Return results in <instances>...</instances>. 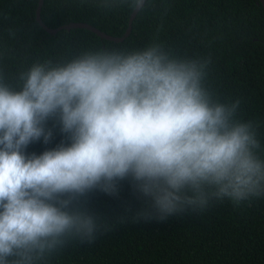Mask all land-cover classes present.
Listing matches in <instances>:
<instances>
[{
  "label": "clouds",
  "instance_id": "clouds-1",
  "mask_svg": "<svg viewBox=\"0 0 264 264\" xmlns=\"http://www.w3.org/2000/svg\"><path fill=\"white\" fill-rule=\"evenodd\" d=\"M210 63L151 42L36 60L15 84L0 70V264H49L112 222H166L264 196L255 123L209 86ZM49 120L69 143L26 155L52 138ZM125 180L144 207L111 222L89 210L88 194L114 196Z\"/></svg>",
  "mask_w": 264,
  "mask_h": 264
},
{
  "label": "trees",
  "instance_id": "trees-1",
  "mask_svg": "<svg viewBox=\"0 0 264 264\" xmlns=\"http://www.w3.org/2000/svg\"><path fill=\"white\" fill-rule=\"evenodd\" d=\"M44 0L42 21L58 27L88 22L116 37L125 34L134 0ZM39 0H0V70L15 76L36 60L59 62L84 50L140 48L162 43L179 57H208L210 87L222 101H241L239 118L253 121L264 149V7L258 0H147L131 34L120 43L76 27L49 33L36 19ZM9 30L15 33L14 38ZM52 138L25 149L40 155L68 144L66 134L49 120ZM264 157V151L261 152ZM87 207L113 221L144 207L127 180L114 196L94 191ZM93 243L74 241L49 264H264V196L234 205L216 202L206 211L188 212L166 222L110 223Z\"/></svg>",
  "mask_w": 264,
  "mask_h": 264
},
{
  "label": "water",
  "instance_id": "water-1",
  "mask_svg": "<svg viewBox=\"0 0 264 264\" xmlns=\"http://www.w3.org/2000/svg\"><path fill=\"white\" fill-rule=\"evenodd\" d=\"M146 1L147 0H140V2L136 4L135 8L133 9V11L130 15L127 30H126L125 34L121 37L109 35L103 31L99 30L98 28L94 27V25H92L88 22H84V21H71V22L65 23L63 25H60L58 27H54V28L49 27L47 24H45L42 21V18H41V9H42L44 0H39V5H38V8L36 10V19L40 23V25L51 34H55L56 32H58L61 29H70V28L82 27V28H86V29L91 30V32L95 33L97 36H99L102 39L112 41L115 43H120V42H123L131 34L133 22H134L135 18L137 17L138 13L140 12V10L145 5ZM258 3L264 7V0H258Z\"/></svg>",
  "mask_w": 264,
  "mask_h": 264
}]
</instances>
